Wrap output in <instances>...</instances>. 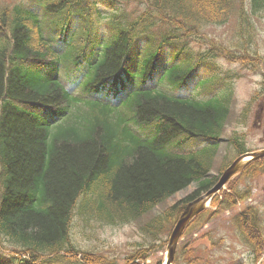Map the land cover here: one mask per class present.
I'll list each match as a JSON object with an SVG mask.
<instances>
[{"label":"trees","instance_id":"16d2710c","mask_svg":"<svg viewBox=\"0 0 264 264\" xmlns=\"http://www.w3.org/2000/svg\"><path fill=\"white\" fill-rule=\"evenodd\" d=\"M34 1L50 15L46 30L56 33L58 50L71 40L58 53L43 36L36 15L18 4H0V264H115L79 237L93 235L96 222L123 225L140 219L196 184L140 227L146 249L125 257L124 264H141L157 241L166 242L186 204L213 186L229 163L210 176L231 113L232 91L225 87L197 99L150 89L146 80L152 77L156 56L167 43L174 58L179 57L173 48L177 41L185 39L187 45V37H200L206 27L227 24L237 14L236 37L228 45L211 46L205 57L221 56L254 70L263 61L254 21L264 17V0H134L144 10L112 16L111 32L102 41L92 32L91 0ZM71 14L79 22L77 29ZM138 40L148 44L134 58ZM98 55L87 67L84 60ZM195 66L183 58L166 69L161 82L184 87ZM80 67L88 72L83 91L76 94L55 72L60 68L64 77H74ZM124 73L130 81L137 78L140 87L123 96L119 89L106 94L118 105L86 97L115 85ZM210 83L202 81L200 87ZM261 86L257 96L264 94V73ZM251 106L247 102L242 116ZM136 126L150 131L142 135ZM190 138L208 144L189 152L174 150ZM244 138V132L236 133L229 146L245 152ZM263 174L264 159L250 162L213 199L216 209L199 214L184 234L250 198V182ZM232 223L254 264L264 251V212L249 205ZM192 251L185 246L175 264L194 263Z\"/></svg>","mask_w":264,"mask_h":264},{"label":"rangeland","instance_id":"374dc122","mask_svg":"<svg viewBox=\"0 0 264 264\" xmlns=\"http://www.w3.org/2000/svg\"><path fill=\"white\" fill-rule=\"evenodd\" d=\"M0 1L8 5H14L16 2L15 0ZM114 5L115 7L112 8L99 4L102 15L105 17L111 15L115 8L124 9L127 14L132 13L133 15H138L139 12L144 10L143 4H138L133 0H115ZM40 16L42 18L43 14L40 13ZM236 17L237 14L227 24L206 27L200 37H187L186 46L191 55L198 59L215 44L228 45L236 37ZM44 19L45 17L42 18L43 21ZM254 24L257 31V48L263 56V62L260 65L253 70L242 66L238 62H230L220 57L201 67L195 80L191 81L192 84H197L201 79L212 78L214 82L207 91L200 89L199 94L196 92L199 88L194 85L192 88L187 87L179 92L182 96L198 94L208 98L219 92L223 87L229 86L232 88L231 114L227 120L219 152L215 158L210 176L211 174L218 175L222 164L232 160L236 155L234 148L229 146L230 137L236 133L245 132V146L248 149H264V94L254 100L246 120H243L241 116L244 105L253 97L257 90L262 88L261 80L264 73V17H255ZM96 26L106 33L107 19L100 18ZM182 46H185V41L183 40L178 44V48ZM164 58L167 64L173 63L169 49H166V57ZM155 84L158 85L157 82ZM202 144L201 138H190L179 150L181 152L191 151L199 148ZM250 183L253 186V195L250 200L243 201L240 203L241 205L230 211L221 212L213 216L200 229L188 231L180 239L177 246L179 257L184 247L187 246V250L193 249L191 260L195 261L194 263L180 261L179 264H251L249 249L241 242L236 226L232 223L236 211H242L250 204L258 206L264 212V174ZM195 187L196 184H192L185 190L176 193L132 223L117 226L94 223L91 228V234L93 235L86 238L79 237V240L83 245L94 246L103 254L114 259L115 264H124L125 257L130 256L131 253L143 247L138 245V243L141 242L142 244L145 240L140 227L170 205L186 197ZM77 224H79L78 219ZM169 237V235L166 236V240H169ZM157 242V248L151 251L146 264L165 263L168 243L164 245L162 242Z\"/></svg>","mask_w":264,"mask_h":264},{"label":"water","instance_id":"95a60500","mask_svg":"<svg viewBox=\"0 0 264 264\" xmlns=\"http://www.w3.org/2000/svg\"><path fill=\"white\" fill-rule=\"evenodd\" d=\"M264 150L249 152L241 155L238 159H236L221 175L218 182L210 188L206 193L202 194L192 202H190L182 213L181 217L178 219L171 237L168 246V262L170 264L173 260L176 245L179 237L182 232L186 228V226L193 220V218L202 211L207 202L211 200V198L224 187V185L237 173L243 170V168L249 163V161L253 159L263 158Z\"/></svg>","mask_w":264,"mask_h":264}]
</instances>
